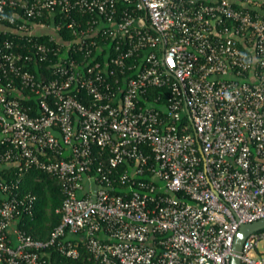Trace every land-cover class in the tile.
Segmentation results:
<instances>
[{
  "label": "built area",
  "instance_id": "2783aa9c",
  "mask_svg": "<svg viewBox=\"0 0 264 264\" xmlns=\"http://www.w3.org/2000/svg\"><path fill=\"white\" fill-rule=\"evenodd\" d=\"M0 36V264H230L264 218V0H0ZM30 169L63 197L45 241Z\"/></svg>",
  "mask_w": 264,
  "mask_h": 264
},
{
  "label": "trees",
  "instance_id": "16d2710c",
  "mask_svg": "<svg viewBox=\"0 0 264 264\" xmlns=\"http://www.w3.org/2000/svg\"><path fill=\"white\" fill-rule=\"evenodd\" d=\"M62 35H64V38H70L65 32H62ZM0 38L2 37L0 36ZM44 66L38 69L32 68V71H41L44 69ZM150 93L154 95L157 93V90H152ZM24 96L28 98L31 97V94L25 91ZM22 101L24 106L31 108V115L35 114L36 103L34 100L30 98ZM162 102H165L164 97ZM4 149L5 146L0 145V152ZM16 173L17 166L13 164H0V177L5 180L14 179ZM20 179L19 192L34 195L36 202L32 216L24 217L17 226L33 239L45 241L61 221V215L57 212L63 200L59 183L55 177L35 169H30L23 173ZM51 262L53 264H93L87 260L86 254L83 252L77 260H68L56 253H52Z\"/></svg>",
  "mask_w": 264,
  "mask_h": 264
},
{
  "label": "water",
  "instance_id": "95a60500",
  "mask_svg": "<svg viewBox=\"0 0 264 264\" xmlns=\"http://www.w3.org/2000/svg\"><path fill=\"white\" fill-rule=\"evenodd\" d=\"M262 229H264V218L249 224H242L239 226L233 241V255L231 257L230 264H241L239 256L244 240L251 233Z\"/></svg>",
  "mask_w": 264,
  "mask_h": 264
},
{
  "label": "rangeland",
  "instance_id": "374dc122",
  "mask_svg": "<svg viewBox=\"0 0 264 264\" xmlns=\"http://www.w3.org/2000/svg\"><path fill=\"white\" fill-rule=\"evenodd\" d=\"M257 248L259 251L264 250V244L263 243L258 244Z\"/></svg>",
  "mask_w": 264,
  "mask_h": 264
}]
</instances>
